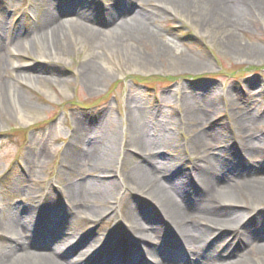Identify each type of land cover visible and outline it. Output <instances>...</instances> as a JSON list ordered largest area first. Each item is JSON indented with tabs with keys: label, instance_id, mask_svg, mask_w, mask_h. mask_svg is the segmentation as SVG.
Masks as SVG:
<instances>
[{
	"label": "rangeland",
	"instance_id": "1",
	"mask_svg": "<svg viewBox=\"0 0 264 264\" xmlns=\"http://www.w3.org/2000/svg\"><path fill=\"white\" fill-rule=\"evenodd\" d=\"M52 1L63 5L69 0H0V20L5 19L8 27L19 26L21 35L31 38L36 22L44 14L42 3ZM117 1L120 0H89L87 3L88 7L108 12ZM198 6L201 14L174 13L157 3L148 4L160 10L158 20L151 24L158 34L156 40L166 41L178 54H188L203 64L197 68H189L179 56L158 55L151 43L129 40L124 44L138 54L140 58L136 60L123 48L113 49L107 42L92 41L84 48L85 45L81 46L69 33L70 43L67 37L66 40L70 53L61 60L44 59L42 52L47 51L44 39L30 42L27 38V46H16L12 37L19 31L15 35L13 28L6 31L7 36L0 41L6 62V67L0 71L4 84L0 91V209L7 203L23 204L24 197L18 193V186L23 183L31 190L38 206L54 209L65 206L66 188L77 182L78 175L84 172L73 167L75 157L70 154L81 149L74 138L77 118L84 120L89 129L88 137L100 133L112 144L110 155L120 168L125 160L123 171L140 160L137 149L126 147L133 139L131 118H138L143 126L148 125L146 139L150 143L157 134L161 137L158 143L170 140L167 150L159 148L154 153L171 157L173 163L181 165L182 171H194L191 169L195 162L205 165L199 160L204 150L194 149L191 144L204 127L214 134L215 141H211L216 156L225 165L228 163L244 171L264 165V17L252 18L245 31L231 38L229 28L221 26L219 18L213 19L211 28L203 29L200 17L207 7L201 1ZM137 7L136 4L134 8ZM112 23L100 14L95 17L94 25L107 29ZM229 42H235L236 46ZM92 59L99 66L96 73L100 80L91 90L90 84L82 78V69L84 64L94 62ZM21 74H26L30 80L18 79ZM20 108L28 114L29 122L17 117ZM192 112L200 118L202 128L188 122L187 114ZM242 115L251 124V132L248 127H240ZM248 131L254 133L252 139L259 141L260 147L252 156H243L238 145L244 142ZM77 165L86 167L83 162ZM122 169L118 174H122ZM96 175L90 171L86 176ZM108 175L103 179L114 177L117 180L109 202L117 211L111 215L112 210L97 201L94 205H102V210H107L105 216L100 220L83 216L87 224L77 239L83 243L75 255L82 261L86 256L81 252L86 250L93 236L113 233L119 228L129 233L130 222L126 216L129 207L141 211L155 204L131 189L121 176L113 172ZM193 176L196 180L197 176ZM219 198L229 200L223 195ZM234 201L251 204L244 197ZM250 227L259 230L255 223ZM66 236L74 239L69 234ZM11 244L8 236L0 232V248ZM182 245L184 252L191 254L190 247ZM134 246L141 249L143 244L134 240ZM228 253L229 249H225L224 254ZM234 253L230 258L235 261L239 252ZM252 256L247 255L249 262L245 264H261Z\"/></svg>",
	"mask_w": 264,
	"mask_h": 264
},
{
	"label": "bare ground",
	"instance_id": "2",
	"mask_svg": "<svg viewBox=\"0 0 264 264\" xmlns=\"http://www.w3.org/2000/svg\"><path fill=\"white\" fill-rule=\"evenodd\" d=\"M200 1L207 7L206 14L200 17V26L203 29L211 28L213 19L219 18L222 21L220 25L229 28L228 36L231 38L245 31L252 18L264 17V0H120L108 12H105L106 9L101 8L103 12H99V9L88 7L89 0H69L63 5L52 1L42 3L44 14L36 22L31 38L21 35V28L15 24L8 27L2 18L0 41L7 36L6 31L13 28V35L19 31L12 37L16 46H27V38L30 42L44 39L47 51L42 52V57L61 60L70 53L69 33L81 46L85 45L82 46L84 48L92 41L107 42L111 48H123L126 54L137 60L140 58L138 54L125 46L129 40H135L151 43L154 52L160 56L173 54L183 58L182 63L189 68L203 67L201 62L188 54L175 52L166 41L160 43L156 40L158 34L151 24L158 20L160 10L148 7L149 3L154 2L174 13L201 14V8L197 10ZM136 4L138 7L134 8ZM70 14L75 16L71 17ZM100 14L113 21L111 27L100 29L94 25L95 17ZM229 43L236 46L235 42ZM89 53L96 56L92 50ZM2 54L3 48H0V71L6 67ZM84 66L82 78L92 90L95 82L100 80L96 73L100 69L95 61ZM29 78L26 74L18 76V79L25 81H29ZM1 88H4V84L0 80V91ZM21 109L17 110V117L25 123L29 122L28 114ZM194 115L193 112L187 114L188 122L202 128L200 118ZM245 115L240 119V127H248L250 131L252 127ZM137 119L131 118L130 133L133 139L131 145L127 144L126 147L137 149L135 151L139 153L140 160L129 170L123 171L125 160L120 168L110 155L112 144L100 133L88 137L89 129L84 120L77 118L74 138L81 147L78 150L84 154L78 150L70 154L75 157L73 167L84 172L78 175L77 182L66 188L65 206L60 209L38 206L31 190L26 189L27 184L18 186V193L24 197L23 204L7 203L0 209V232L12 242L0 248V264H245L249 262L247 255H253L252 259L256 256L255 261L264 264V165L247 171L237 170L228 163L225 165L216 156L211 141H215L214 134L204 127L191 144L194 149L204 150L199 160L204 161L205 165L195 162L192 169L189 167L194 171H182L181 165L173 163L171 157L154 153L159 148L167 150L170 140L158 143L161 137L157 134L150 143L146 139L148 125H141ZM249 131L244 134L247 135L243 137L245 140L241 138L244 142L238 145L243 156H252L260 147L259 141L252 139L254 133ZM87 145L91 147L86 149ZM121 147L124 148L123 145ZM79 162L86 167H78ZM73 167H69L71 172ZM121 169L122 174H118ZM90 171L97 173L95 178L86 176ZM111 172L121 176L131 189L155 204L141 211L129 207L126 214L130 222L129 233L119 228L113 233L93 236L86 250L81 252L86 256L82 261L81 257L76 258L75 255L83 243V240L77 239L87 224L83 216L99 220L105 216L107 210L103 211L102 205H94L97 201L108 206L112 210L111 215L117 211L116 206L109 205L117 180L114 177L103 179L108 178ZM193 174L197 176L196 180ZM220 195L229 197L227 201L230 203L221 201ZM239 197L248 198L251 204L234 201ZM252 223L259 230H252ZM66 234L74 239L70 240ZM134 240H138L140 245L142 243L143 247L136 248ZM182 244L190 247L191 254L184 252ZM225 249H229L226 255ZM235 251L239 252L236 256L239 258L234 261L230 257Z\"/></svg>",
	"mask_w": 264,
	"mask_h": 264
}]
</instances>
